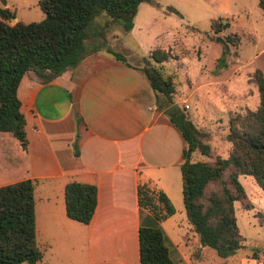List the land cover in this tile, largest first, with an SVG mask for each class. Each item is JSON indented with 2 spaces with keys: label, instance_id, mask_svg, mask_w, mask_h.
<instances>
[{
  "label": "crops",
  "instance_id": "obj_1",
  "mask_svg": "<svg viewBox=\"0 0 264 264\" xmlns=\"http://www.w3.org/2000/svg\"><path fill=\"white\" fill-rule=\"evenodd\" d=\"M0 1L14 10L13 20L28 22L17 17V10L29 3ZM105 47L46 81L32 70L23 73L16 95L27 149L9 131L0 130V184L35 179L37 264H139L138 226L149 217L137 203L139 183L160 189L172 203L173 213L159 223L174 264H189L205 245L190 223L182 231L173 216L180 215V221L185 216L179 170L184 139L164 108L157 107L138 63L124 55V61L116 59ZM254 67L264 75V65ZM70 179L96 186V203L86 223L65 213L63 185ZM256 254L246 257L248 264H264V253Z\"/></svg>",
  "mask_w": 264,
  "mask_h": 264
},
{
  "label": "trees",
  "instance_id": "obj_2",
  "mask_svg": "<svg viewBox=\"0 0 264 264\" xmlns=\"http://www.w3.org/2000/svg\"><path fill=\"white\" fill-rule=\"evenodd\" d=\"M141 1L158 4L156 0H37L44 13L42 19L12 23L9 20L15 16L14 10L0 6V130L9 131L26 151L25 119L16 95L23 73L32 70L41 81H46L63 69L73 67L89 52L84 46L88 37L86 27L96 15L120 19L122 28L128 30ZM257 5L264 16V0H257ZM165 8L179 14L172 6ZM219 18L210 20L213 31L228 25ZM226 37H230L226 42L231 41L230 35ZM105 50L116 59L125 60L119 51L109 46ZM173 56L176 57L170 48L155 46L142 57L146 64L139 67L156 94L159 109L173 103L174 87L171 78L164 75L156 63ZM249 79L256 87L258 103L254 108L229 113L225 137L230 146L224 157L215 154L207 158L210 146L201 138V130L190 120L184 106L166 113L185 143L179 170L186 219L200 244L213 248L220 257L244 246V237L236 224L234 201H239L244 209L253 206L238 175L250 174L264 191V75L254 67ZM160 93L166 103L160 101ZM75 118L76 122L80 121L76 113ZM75 146L74 141V153ZM193 151L206 158L192 159ZM34 183V178L25 177L0 184V264H37L41 258L34 230ZM63 199L66 215L86 223L96 203V186L70 179L63 185ZM136 199L140 209L144 208L149 214L138 226L139 264H174L170 242L159 223L173 212L172 203L160 189L146 183L137 185Z\"/></svg>",
  "mask_w": 264,
  "mask_h": 264
},
{
  "label": "rangeland",
  "instance_id": "obj_3",
  "mask_svg": "<svg viewBox=\"0 0 264 264\" xmlns=\"http://www.w3.org/2000/svg\"><path fill=\"white\" fill-rule=\"evenodd\" d=\"M156 1L158 4L138 3L128 30L122 28L120 19L111 20L103 14L96 15L86 27L88 37L84 46L90 53L108 45L142 67L146 64L142 57L148 48H166L169 45L176 57L168 58L157 66L173 82L171 96L176 93L178 107L183 103L188 105L183 107L185 112L201 130V138L210 146L207 158L215 154L224 157L230 146L225 137L229 113L243 111L246 107L254 108L258 103L257 90L249 76L255 64L264 65V49L257 54L264 45L261 9L257 0ZM22 3H29V6L18 8L19 19L37 21L44 17L36 0H22ZM166 6L176 8L179 14L169 11ZM217 16H220V22L227 21L228 25L213 31L210 20ZM14 21L9 20L10 23ZM229 35L231 41L226 42ZM234 40L235 44L232 43ZM107 54L111 55L110 52ZM159 99L167 102L161 93ZM191 158L206 156L193 151ZM237 179L253 205L244 209L239 201H234L236 224L244 237V246L225 257H220L213 248L203 246L197 248L198 256L191 257L189 264H248L247 256L264 253V191L250 174H239ZM173 216L182 231L185 224L189 226L184 215H181L184 216L181 221L180 215ZM261 258L264 260V256Z\"/></svg>",
  "mask_w": 264,
  "mask_h": 264
},
{
  "label": "water",
  "instance_id": "obj_4",
  "mask_svg": "<svg viewBox=\"0 0 264 264\" xmlns=\"http://www.w3.org/2000/svg\"><path fill=\"white\" fill-rule=\"evenodd\" d=\"M11 20H13V18H11ZM177 107H178V103L173 102L164 108V112H169L170 110L177 108Z\"/></svg>",
  "mask_w": 264,
  "mask_h": 264
},
{
  "label": "built area",
  "instance_id": "obj_5",
  "mask_svg": "<svg viewBox=\"0 0 264 264\" xmlns=\"http://www.w3.org/2000/svg\"><path fill=\"white\" fill-rule=\"evenodd\" d=\"M183 106H184V107H187L188 105H187L186 103H183ZM263 256H264V254H263Z\"/></svg>",
  "mask_w": 264,
  "mask_h": 264
}]
</instances>
